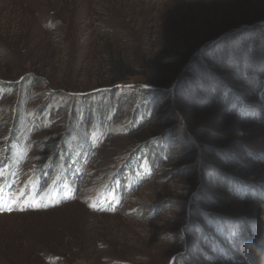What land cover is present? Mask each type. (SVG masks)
Returning a JSON list of instances; mask_svg holds the SVG:
<instances>
[{"label":"rangeland","instance_id":"374dc122","mask_svg":"<svg viewBox=\"0 0 264 264\" xmlns=\"http://www.w3.org/2000/svg\"><path fill=\"white\" fill-rule=\"evenodd\" d=\"M258 23L264 0H0V264H248L236 246L230 260L218 249L202 254L188 223L204 224L197 208L235 222L264 220V199L217 185L224 176L264 189V117L227 110L219 96L226 81L259 102L243 75L250 54L243 47ZM262 42L252 52L256 61ZM257 63L262 74L264 60ZM181 80L211 82L218 92L197 87L191 104L175 100L171 117L162 99L141 122L126 120L135 118L139 99L114 90L113 101L126 102L105 107L104 114L114 112L107 125L91 121L100 94L115 83L170 92ZM178 118L189 141L171 140L165 158L151 159L148 180L113 198L118 206L91 207L119 162L138 148L134 134L169 128ZM210 145L234 150L222 160ZM65 148L79 163L59 202L54 184H65L58 155ZM25 186L37 188L28 204Z\"/></svg>","mask_w":264,"mask_h":264},{"label":"trees","instance_id":"16d2710c","mask_svg":"<svg viewBox=\"0 0 264 264\" xmlns=\"http://www.w3.org/2000/svg\"><path fill=\"white\" fill-rule=\"evenodd\" d=\"M254 27L258 28L259 31L254 35L249 36L246 39L248 40V42H246L247 45L245 44L244 47L242 46L243 49H247L245 52L246 54L248 53L247 51H250V54L246 57V63L244 62V64L246 65V69L243 72V75L246 74V76L249 77L248 80L254 83L253 90L256 91L257 89L258 94H256V96H258L257 100L259 102L257 103L256 106H254L253 102L251 101L252 99L249 98L248 95H244L243 91L241 92V89H239L238 87L236 88V84H234L235 86L234 88H232L233 85H229V83H225L226 81L222 82L224 84L220 90L219 96L221 102L225 105L227 110H234L240 115L241 114L248 115L249 117L260 119L264 117V70H262L261 71L262 74H260V72L258 71L260 68H257L255 66L259 65V63L256 64V62H262V60H264V54L261 56L263 58H260V60L256 61L255 59H252V57H254L255 54V53L252 54V52H254L255 50L258 38L259 39L262 38L263 39L262 45L264 44V24L261 25L258 23L254 25L253 28ZM211 45H213V43H208L205 48L207 49ZM189 69H191V67ZM249 69H252V71ZM244 78L246 77H243V79ZM193 81L194 80H191L190 82H187V84L181 85L182 84V80H181L180 83L177 84V86L176 84L174 85V87L176 86V88L175 89L173 88V90H171L170 92L167 91L155 92V90H152L150 87L149 88L145 87L143 89H140L141 90L140 91L139 90L140 87L136 89H132L129 88V86H125V84L115 83L114 86L111 87V89L106 92L105 96H103L102 93L100 94L101 101H99L100 105L99 104L98 105L101 106V108H97L96 106L98 105L93 106L92 111L90 110L91 115L93 117L91 121H97V122L104 121L107 125L108 124L107 121L111 120V117L112 115H114V112L104 114L105 107H107V110H109V109H113L115 106L117 108V106H119V103L124 104L126 102L125 100L126 98L121 100L115 99V101H113L112 97H114V95L110 97L108 92H113L114 90L118 91L119 93L126 94L128 96L127 97L128 100L133 99V97H137V99H139V102L141 104L138 106L137 110H135V112L132 114L135 116V118L131 117L126 120L132 119L133 121H135V119H142L141 122H147V120L151 118L152 112L154 110L153 109L154 106L160 104L162 99L163 100L166 99V101H168L169 104L171 105L169 106V110H168L171 117L177 115L176 114L177 111L172 107L174 105L173 103L175 102V100L177 101V98H181V103L182 102L185 103L186 101L191 104V102L188 101L187 99H192L191 98L192 94H194V92L192 91L196 90L197 87L203 88L204 90H212V92L214 91L218 92L217 91L218 88H215L211 82L204 81V82L196 83ZM215 83L216 82L214 81V84ZM179 94L180 96H178ZM246 94L248 93L246 92ZM160 95L162 97H160ZM149 125L151 126V124ZM184 125L185 124L183 119L178 118V120L174 122V125L170 126L169 128L165 126H164L165 128L163 127V129L155 128L154 130L152 128L150 129L142 128L143 130H140V132L134 134L132 138L137 141L134 146H137L138 148L119 162L113 174L109 177V181L107 185L101 192L100 196H98L95 199V202L91 207H93L96 210H102V209L105 210L107 208H110L114 204L118 206V203L120 202L113 199L119 196L118 193L120 192L129 193L130 191H133V189H136L137 187H139V185L147 181L148 176L153 172V167H152L153 162L151 159H155L156 158L155 156L157 155H159V157L156 159L155 162H157L159 159L162 160L163 158H165L166 153L165 151L162 152V150L165 148H169L167 145L169 144V142H172L171 140H179L178 144L179 142L183 143L182 141L184 140L189 141L191 135L185 132V130L183 131ZM10 127H15V124L10 125ZM15 130H13L12 133H14ZM102 138H105V134H101L99 137H95L94 139H91L90 145L93 146L97 145L98 143H100ZM11 140L9 141V146ZM171 145L173 144H170V146ZM209 148L213 149L217 157L222 160L224 159L223 155L227 156L232 149L227 145L225 147L210 145ZM58 153H59L58 155L62 157L61 159L62 162L59 163V165L61 166V168L64 167L65 177H66L65 180H63L65 181L64 185H60L59 182L58 184H54V193H56V185H57L59 189L58 201L61 202V200H64L61 191L62 190H64V192L67 190L70 191V189L74 186V183L71 181V179L75 180L76 176L73 173L71 174L70 170L78 166L79 162L77 161L79 157H77L76 155H75L76 157H74V154L76 153L71 152L70 149L67 148H65V150H62ZM12 154H14L13 158L12 156L7 158L8 159L12 158L13 161H17L19 157L15 155L16 152H12L10 155ZM141 164H144L147 167L146 174L145 173L143 174L144 171H142L141 169L142 168ZM48 169L51 168L48 167ZM7 178L9 180H13L11 179L10 176H8ZM218 178L217 180L219 181H217L218 182L217 185H219V187L226 192H235L236 194H243V195L244 194L246 195L247 193L251 192V194L254 195L255 197H259V199H264V189L262 187L252 186L251 189V187H248L247 184L244 183L242 184L238 181H235L234 179H229V178L227 179L224 176H221L220 179ZM25 187L27 188L26 198L28 204V201H30L28 196H31V194H33L37 188H35L34 186L32 187L25 186ZM29 192H31L30 195ZM46 192L47 190L45 191L42 197L47 195ZM109 194L113 195V197H110V199L108 200L106 197L109 196ZM194 195L195 193L192 194V197L194 199L193 201H198V198L196 199L197 196ZM66 196H67L66 199L68 200L72 198V195L70 197L66 194ZM102 202H106L107 204L101 205ZM196 214L197 215L195 216L201 217L204 224L200 223V221H191L190 223H188V226L190 227L189 229L191 233L196 236L197 240L198 239L201 240L200 244H202V246L199 248H201V250L203 249L201 252L202 254L205 248L209 250L208 252H210L211 249L213 250L218 249V252L224 256L223 259L230 260V258L233 259V255H231L230 248L232 246H236L238 255L241 256V259L247 262L248 264H250L251 256H249L247 260L245 259V256L241 252V245L246 241H255L260 237V236L258 237V235H261V233L264 232V220H260L259 222H257V224L260 225H257L256 223L253 224V222L249 219L244 221L236 220L235 222L232 218L230 217L228 218V216L224 214L221 216L220 215L221 213L219 211H214V210L209 211L208 208L205 210L203 209L201 210L197 208ZM234 230H238L235 235H233ZM234 238L236 239L237 243L234 242ZM195 248L196 247H194V249Z\"/></svg>","mask_w":264,"mask_h":264},{"label":"clouds","instance_id":"9594fccd","mask_svg":"<svg viewBox=\"0 0 264 264\" xmlns=\"http://www.w3.org/2000/svg\"><path fill=\"white\" fill-rule=\"evenodd\" d=\"M241 252L246 260L251 256L250 264H264V232L255 241L242 243Z\"/></svg>","mask_w":264,"mask_h":264}]
</instances>
